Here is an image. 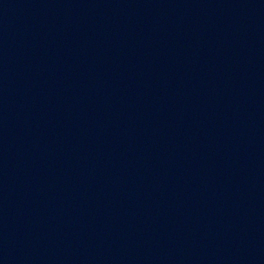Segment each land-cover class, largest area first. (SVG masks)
<instances>
[{"label":"water","instance_id":"water-1","mask_svg":"<svg viewBox=\"0 0 264 264\" xmlns=\"http://www.w3.org/2000/svg\"><path fill=\"white\" fill-rule=\"evenodd\" d=\"M264 76V0H192Z\"/></svg>","mask_w":264,"mask_h":264}]
</instances>
